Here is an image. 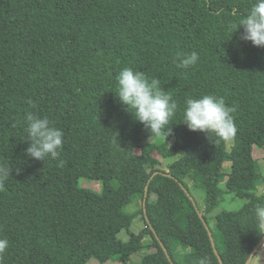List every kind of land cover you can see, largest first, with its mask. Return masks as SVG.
<instances>
[{
	"label": "trees",
	"instance_id": "obj_1",
	"mask_svg": "<svg viewBox=\"0 0 264 264\" xmlns=\"http://www.w3.org/2000/svg\"><path fill=\"white\" fill-rule=\"evenodd\" d=\"M254 2L0 0V164L13 168L0 188V238L9 242L3 264H126L144 248L135 264H221L182 184L223 264L246 263L264 237L257 224L264 170L255 157L264 149V48L232 28ZM193 51L198 63L177 67ZM125 67L158 78L176 101L167 138L148 140L118 102L116 77ZM205 94L234 109L230 149L182 124L185 101ZM29 112L63 131L58 160L27 156ZM180 151L168 170L158 167L155 152L170 158ZM157 171L172 176L150 180ZM82 178L100 181V190L82 186ZM228 194L244 203L216 213L212 227L210 214ZM140 214L145 227L136 233Z\"/></svg>",
	"mask_w": 264,
	"mask_h": 264
},
{
	"label": "clouds",
	"instance_id": "obj_2",
	"mask_svg": "<svg viewBox=\"0 0 264 264\" xmlns=\"http://www.w3.org/2000/svg\"><path fill=\"white\" fill-rule=\"evenodd\" d=\"M240 28L243 29L239 39L251 42L253 46L264 48V0H255L252 7L243 18L232 28V35ZM199 61V54L195 51L178 57L177 67L188 69ZM118 102L123 109L130 113L134 121L139 122L152 137L164 135L167 138L172 133L170 123L177 111V103L173 97L162 90L158 78H149L143 71L133 70L131 67L121 69L116 77ZM234 109L227 106L222 97L205 94L199 98H188L183 109V123L192 132L205 134L209 141L233 140L237 134V127L232 113ZM27 122V141L29 146L25 150L28 157L45 161L47 158L58 160L64 144L63 131L54 126L47 117H41L29 112L25 115ZM114 143L119 146L115 137ZM120 147V146H119ZM63 165V161L59 162ZM13 168L0 164V188L11 176ZM17 173L21 171L16 168ZM226 206V202H222ZM258 227H264V209L258 210ZM9 246L5 238H0V264H3L4 254ZM199 264H207L201 259Z\"/></svg>",
	"mask_w": 264,
	"mask_h": 264
},
{
	"label": "rangeland",
	"instance_id": "obj_3",
	"mask_svg": "<svg viewBox=\"0 0 264 264\" xmlns=\"http://www.w3.org/2000/svg\"><path fill=\"white\" fill-rule=\"evenodd\" d=\"M148 140H153L152 138L148 139ZM232 145V141H228V148L230 149ZM136 153H140V148L136 147L135 149ZM183 154V151H180L178 155L174 156V157H170V158H165L162 155H160L159 153L155 152L154 156L157 160V165L160 169L163 170H168V165L173 162L175 159L179 158L180 155ZM255 157H257V159L260 162L261 168L262 170H264V149L260 150L258 152V150L255 152ZM223 172L224 173H229L231 171V162L229 160L224 161L223 163ZM82 186H86L95 190H100L101 188V183L98 180H92V179H88V178H82L80 181ZM264 191V186H260L258 189V192L261 193ZM196 197L198 198V201H200V203L202 202V198L200 196L199 193H196ZM245 199H242L240 197H236L233 198V196L231 194L225 195L223 197V199L220 201V204L218 205V207L210 214L209 217V223L212 227L215 226V214L218 213L219 211H221L222 209H237L239 207H241L244 203ZM222 202H226V206H222ZM128 210H135L137 209L136 205H132V206H128L127 207ZM145 227V220L143 218V216L140 214L139 216H137L131 226V230L133 232H139L141 231L143 228ZM120 236L123 239H127L128 238V234L125 231H121L120 232ZM151 241V237L147 236L145 239V242H150ZM148 249H142L141 251L136 252L135 254L132 255L130 262L126 263V264H135L138 263L142 256L148 252ZM88 264H98V262L95 259H92ZM109 264H123L121 262L118 261H110ZM249 264H264V245H262L259 250L256 252V254L254 255V257L251 259Z\"/></svg>",
	"mask_w": 264,
	"mask_h": 264
},
{
	"label": "water",
	"instance_id": "obj_4",
	"mask_svg": "<svg viewBox=\"0 0 264 264\" xmlns=\"http://www.w3.org/2000/svg\"><path fill=\"white\" fill-rule=\"evenodd\" d=\"M157 173H162V174H166V175L172 176L170 173H168V171H166V172H163V171H157V172H155V173L152 175V177L150 178V180H151L152 178H154V176H155ZM182 187H183V189L187 192V194H188L189 198L191 199V201L193 202V205H194L195 209L197 210V212H198L200 218L203 220V222H204V224H205V227H206V229L208 230V233H209V235H210V239H211V242H212V245H213L214 251H215V253H216V255H217V257H218L220 263L223 264L222 258H221L220 254H219V252H218V249H217V247H216V244H215V241H214V238H213L212 232H211V230H210V226H209V225L207 224V222L205 221V219H204V215H203V213H202V211H201V208H200V206H199L197 200H196L195 197H194V196H193V195H192V194H191V193H190V192L184 187L183 184H182ZM147 192H148V186H146V194H147ZM150 227H151V229L153 230V232L156 234V236H157L158 240L160 241L161 246L163 247V249H164V251L166 252V254L169 255V254H168V251H167V249H166V247H165V245H164L163 242L160 240L158 234L156 233L155 229L153 228V226H152L151 224H150ZM262 245H264V237H263V238L260 240V242L256 245L255 249L253 250V252H252L251 255L249 256V258H248V260L246 261L245 264H249V263H250L251 259L254 257V255L256 254V252L259 250V248H260Z\"/></svg>",
	"mask_w": 264,
	"mask_h": 264
}]
</instances>
